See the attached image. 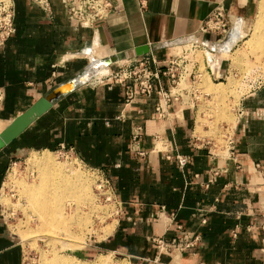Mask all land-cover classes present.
Returning a JSON list of instances; mask_svg holds the SVG:
<instances>
[{"label": "crops", "instance_id": "obj_1", "mask_svg": "<svg viewBox=\"0 0 264 264\" xmlns=\"http://www.w3.org/2000/svg\"><path fill=\"white\" fill-rule=\"evenodd\" d=\"M13 3L15 32L0 48V131L52 88L82 81L0 150V264H23L24 256L1 210L10 162L61 148L109 181L115 223L95 249L130 264H264V86L240 100L230 144L218 155L194 138L186 106H170L168 119L159 120L155 94L125 107L120 86L87 73L92 61L113 71L149 54L163 61L170 46L191 38L207 44L213 37L196 34L216 8L245 24L258 0H148L141 14L135 0H112L114 12L92 27L68 18L61 0H49V14L27 0ZM118 55L123 60L106 66ZM136 124L143 156L132 151ZM194 237L181 252L154 242Z\"/></svg>", "mask_w": 264, "mask_h": 264}, {"label": "rangeland", "instance_id": "obj_2", "mask_svg": "<svg viewBox=\"0 0 264 264\" xmlns=\"http://www.w3.org/2000/svg\"><path fill=\"white\" fill-rule=\"evenodd\" d=\"M260 2L258 0L255 16L242 24L245 36L235 42L226 55L227 60L223 63L226 80L211 82L206 76L200 82L208 95L196 102L194 135L207 141L211 151L218 155L227 150L226 142L235 123L237 107L251 89L249 86H264V56L257 55L260 51H246L244 45L252 33ZM263 26L261 24V28ZM95 74L100 77L107 71L104 69ZM43 156L50 159L53 169L68 172L74 181L80 177L75 181L77 184L72 193L60 195L58 202L47 203L50 217L44 221L33 212L29 197L31 189L41 184L38 160ZM13 161L16 164L7 171L4 181L1 210L12 233L20 240L23 264H51L54 257L69 264H130L124 256L94 248L113 229L116 213L110 187L100 172L85 167L75 155L59 150L28 152ZM44 226L48 227L47 231L43 230Z\"/></svg>", "mask_w": 264, "mask_h": 264}, {"label": "built area", "instance_id": "obj_3", "mask_svg": "<svg viewBox=\"0 0 264 264\" xmlns=\"http://www.w3.org/2000/svg\"><path fill=\"white\" fill-rule=\"evenodd\" d=\"M27 1L45 14L50 13L49 0ZM147 1L135 0L140 14L146 10ZM61 2L66 16L85 27H92L96 22L106 20L114 12L112 0H61ZM238 24L236 19L227 16L223 9L218 7L200 24L196 34L211 36L213 37L212 41L205 44L199 39L191 38L176 43L169 47L168 56L163 61L156 60L152 54L123 60L116 65L115 70L107 71V74L100 76L98 82L102 85L120 86L123 90L125 107H129L138 100L148 99L155 94L157 100L154 105V113L159 120L168 119L170 106H186L194 112L196 125V111H194L196 102H199L202 96L208 95L203 92V88L200 86L201 76H207L211 82L222 83L226 80L223 63L226 62V55L230 53L235 43L226 49L223 48V43L231 30ZM14 32L13 0H0V48H3ZM252 84L255 82L253 81ZM259 87L261 86L254 88L249 86L251 89L248 93ZM2 100L3 96L0 91V103ZM142 129L140 124H136L131 132L132 151L139 156L145 154L139 150ZM194 138L198 140L195 135ZM155 142L158 143V147L155 146L158 151L161 147L160 141ZM226 143L229 146L230 137ZM59 152L74 155L70 149L61 148ZM176 159L179 165L185 164L183 158L176 156ZM15 164V161L10 162L7 171ZM104 182L110 187L108 179L105 178ZM235 234L236 232L233 236ZM198 241V237H194L193 241H189L187 238L169 242L161 239L154 240L158 250H176L178 252L192 248Z\"/></svg>", "mask_w": 264, "mask_h": 264}, {"label": "bare ground", "instance_id": "obj_4", "mask_svg": "<svg viewBox=\"0 0 264 264\" xmlns=\"http://www.w3.org/2000/svg\"><path fill=\"white\" fill-rule=\"evenodd\" d=\"M259 7H260L259 13L253 23L252 33L248 36V39L245 41L244 45L246 47V51H250L254 53L260 51L257 55L264 56V28H261V24H264V0H261ZM236 27H238L239 30V33L237 34V38L235 39V41L237 42L238 40L243 38L245 34L241 30L242 24H238ZM235 41L232 42L229 40L227 46L231 47L235 43ZM103 67L104 66L100 65L99 63L92 61V63L88 68L87 73L95 74L96 72H100V71L103 72V70L105 69ZM87 73L86 76L88 75ZM204 77L206 76L205 75L201 76L200 82ZM38 167L40 169L39 171L41 174V184L36 188L31 189L29 197L32 201L33 212L37 214L40 220L44 221V220H49L48 217H50L49 214L50 210L48 211L49 204L47 203L56 202V201L58 202L60 195L72 193L75 190V188L73 189V187L74 186L76 187L77 184L76 182L80 177L77 178L75 174L76 172L74 171L73 172L75 174L74 178L75 177L77 178V181L75 180L76 181L75 182L73 179H71L70 177L71 174L69 175L68 172L65 171L63 172L61 170L53 169L52 162L50 161V159H48L47 156H43L39 158ZM54 204L56 205V203ZM51 207L52 206H50V208ZM47 229L48 227L45 228L44 226L43 230L47 231ZM50 261L51 264H69L66 263V261L64 262L63 259L62 260L59 259L58 257H54Z\"/></svg>", "mask_w": 264, "mask_h": 264}, {"label": "water", "instance_id": "obj_5", "mask_svg": "<svg viewBox=\"0 0 264 264\" xmlns=\"http://www.w3.org/2000/svg\"><path fill=\"white\" fill-rule=\"evenodd\" d=\"M239 33L238 27H234L226 37L223 48L228 47V41H235ZM123 56H114L105 62L106 66L113 62L123 60ZM88 72V70H87ZM86 76V75H85ZM88 78V76H86ZM82 79H70L58 86L52 88L46 95L39 98L27 109L14 117L1 131H0V150L6 145L16 139L30 124L38 117L46 113L55 102L70 93L75 89Z\"/></svg>", "mask_w": 264, "mask_h": 264}]
</instances>
